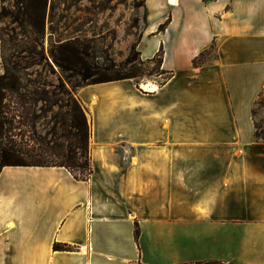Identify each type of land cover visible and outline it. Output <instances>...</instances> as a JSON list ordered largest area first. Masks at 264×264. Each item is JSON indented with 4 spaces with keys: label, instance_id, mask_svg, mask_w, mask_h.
<instances>
[{
    "label": "crops",
    "instance_id": "1",
    "mask_svg": "<svg viewBox=\"0 0 264 264\" xmlns=\"http://www.w3.org/2000/svg\"><path fill=\"white\" fill-rule=\"evenodd\" d=\"M145 7L139 49L148 59L163 46L162 69L173 75L163 85L126 78L81 89L88 104L106 99L87 179L65 166L2 167L0 264H264L254 111L264 94V0Z\"/></svg>",
    "mask_w": 264,
    "mask_h": 264
},
{
    "label": "rangeland",
    "instance_id": "2",
    "mask_svg": "<svg viewBox=\"0 0 264 264\" xmlns=\"http://www.w3.org/2000/svg\"><path fill=\"white\" fill-rule=\"evenodd\" d=\"M146 25L145 0H0V128L7 127L4 122L7 112L10 118L16 115L13 126L18 142L21 129L27 131L26 138L32 137L30 143L36 149L46 147L50 139L55 144L62 142L61 124L57 120L64 116L66 109L62 111L57 105L33 101L27 105L31 109V121L20 124L23 106L17 97H29L34 82L46 84L45 88L51 92L53 85L63 81L83 106L90 127L105 122L104 96H94L88 104V95L81 91L87 85L99 83L94 82L95 76L73 87L82 81L79 72L85 66L92 71L100 67L105 77L134 74L131 79L139 81L138 87L145 81L163 82L169 75L161 73L158 58L153 62L137 60L123 68L113 66V62L118 65L125 62L134 44L140 48ZM75 43L88 46L90 55L75 53L70 47ZM146 44L145 51H151L153 43ZM140 59L144 60L142 54ZM11 81L23 86L18 91L4 89ZM43 106L45 110L41 109ZM97 106H101V111L95 109ZM254 111L257 131L264 139V94ZM54 127L55 137L50 134Z\"/></svg>",
    "mask_w": 264,
    "mask_h": 264
},
{
    "label": "trees",
    "instance_id": "3",
    "mask_svg": "<svg viewBox=\"0 0 264 264\" xmlns=\"http://www.w3.org/2000/svg\"><path fill=\"white\" fill-rule=\"evenodd\" d=\"M208 1V0H205ZM146 18H148V9L146 7ZM170 17L166 19L164 23L159 26L158 31H164L170 22ZM77 45V46H76ZM73 51L77 54L90 55L88 52V46L80 43H75V45L70 46ZM213 48V47H212ZM211 50V48H210ZM202 52L199 56L194 59V65H201L205 61V55L210 52ZM141 51L138 49V44H134L129 54L127 55L125 62L122 64H116L113 62V66L127 67L133 65L137 60L141 62H153L156 58L159 59L160 66L162 68L163 63V46L159 49L157 54L148 59H140ZM110 60V58H107ZM100 67H95L94 70L85 66L79 75L82 77V81L74 84L73 87L77 88L81 86L86 80L91 76H95L94 82H107L126 78H133L135 75L130 74L127 76H120V73L115 78L105 77L106 75L101 74ZM161 73H166L169 76L163 80L160 84L163 85L167 82L169 78L173 75L172 72L162 69ZM139 84V81H135ZM27 84L26 86H28ZM32 85L31 95L18 96V103L23 106V122L20 124H27L31 121V109L27 108V105H31L33 101H42L46 104L57 105L60 110L66 109L64 116L57 120V123L61 124V133L59 139L61 143L55 144L53 139L46 142V147L36 149L30 143L32 137L26 138V130L21 129L20 134L22 135L20 142L15 140L14 136L17 135L14 132L15 126L13 122L16 115H12L11 118L8 117V113H5V123L6 128H0V171L5 165H53V166H65L68 168L75 178L77 179H87L93 173V168L91 165V151H90V137H91V127L88 122L86 112L81 105L80 101L71 95L70 90L67 88L63 81L60 84L53 85L55 88L51 92L47 91L45 88L46 84L34 82ZM23 85L17 84L15 81L8 82L4 86V89H11L13 91H18V87ZM6 98V97H5ZM10 100L11 97L9 98ZM17 103V102H16ZM45 110L43 106L41 108ZM31 132H34V126ZM50 134L53 137L56 136V127L51 129ZM258 138H262L258 131H256ZM136 234H139V226H136ZM55 249H63L65 246L61 243L54 244Z\"/></svg>",
    "mask_w": 264,
    "mask_h": 264
},
{
    "label": "bare ground",
    "instance_id": "4",
    "mask_svg": "<svg viewBox=\"0 0 264 264\" xmlns=\"http://www.w3.org/2000/svg\"><path fill=\"white\" fill-rule=\"evenodd\" d=\"M170 1V0H169ZM172 3L175 2V0H171ZM144 87L148 88V85H145Z\"/></svg>",
    "mask_w": 264,
    "mask_h": 264
}]
</instances>
